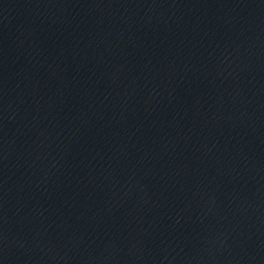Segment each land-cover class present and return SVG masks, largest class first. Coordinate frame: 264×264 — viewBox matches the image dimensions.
<instances>
[{"label":"water","instance_id":"1","mask_svg":"<svg viewBox=\"0 0 264 264\" xmlns=\"http://www.w3.org/2000/svg\"><path fill=\"white\" fill-rule=\"evenodd\" d=\"M0 264H264V0H0Z\"/></svg>","mask_w":264,"mask_h":264}]
</instances>
